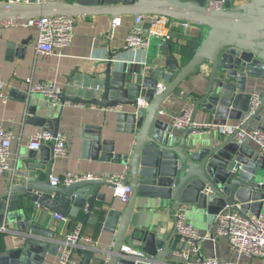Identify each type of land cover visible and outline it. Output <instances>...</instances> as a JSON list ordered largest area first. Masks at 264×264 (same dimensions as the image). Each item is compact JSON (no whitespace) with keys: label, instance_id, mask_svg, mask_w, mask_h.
Returning <instances> with one entry per match:
<instances>
[{"label":"water","instance_id":"water-1","mask_svg":"<svg viewBox=\"0 0 264 264\" xmlns=\"http://www.w3.org/2000/svg\"><path fill=\"white\" fill-rule=\"evenodd\" d=\"M217 1L216 5L208 0L0 2V25L58 14L74 18L107 12L114 18L164 15L208 28L198 50L184 65L169 54L168 42L162 41L167 62L163 67L156 63L149 74L140 64L126 63L125 69H120L115 53L109 56L106 68L90 80L80 76L71 82L69 78L70 86L60 95L61 101L114 109L115 131L134 136L132 150L117 152L115 137L85 134L86 141L98 146L105 159L127 167L129 201L123 209L113 207L114 202L101 192L104 185L112 186L105 179L53 185V143L44 144L39 155L23 153L13 178L6 180L0 190V226L14 223L22 244L1 251L0 264H45L49 255H58L59 236L56 230L41 225L34 204L86 222L97 201L102 202L97 216L105 218L104 228L116 234L115 242L107 249L85 245L75 248L77 264H146L123 252L124 245L143 250L155 260L151 264H170L168 257L177 250L172 246L176 230L164 241L154 228H132L139 196L172 201L175 213L193 205L214 215L226 208L256 216L264 213V154L251 145L249 138L239 139L237 132L219 133L217 139L205 142L196 137L200 133L193 126L201 110L213 114L215 125L244 119L241 127L247 129L256 120L264 130V95L256 111L250 113L253 93L248 90L249 86H264V0H251L239 6H233L231 0ZM204 64L210 67L208 85L193 106L189 124L178 135L174 125L160 116L162 112L172 113L164 103ZM24 98L27 101V94ZM142 100L147 104H142ZM37 109L31 105L30 114ZM41 110L42 116L31 119L56 136L60 131L59 118H48L47 107ZM81 209L88 211L84 220L77 217Z\"/></svg>","mask_w":264,"mask_h":264},{"label":"crops","instance_id":"crops-1","mask_svg":"<svg viewBox=\"0 0 264 264\" xmlns=\"http://www.w3.org/2000/svg\"><path fill=\"white\" fill-rule=\"evenodd\" d=\"M250 1L231 0L233 6H239ZM119 17L122 18V22L114 29L112 36H110V30L115 18L111 14L98 12L83 17H74L75 35L71 45L59 49L56 54L51 55H42L37 52V27L30 26L25 22L0 25V79L8 85L5 90L6 102L0 97V126L15 134L9 160L11 166L6 175L0 176V190L4 187L6 180L13 178L18 168L19 157L23 153L39 155L40 149H32L30 142L35 132L43 127L31 118L42 116V107H47L50 112L47 115L48 118H59V132L68 135L69 152L67 155L56 156L52 175H63L69 171L96 176L122 173L126 180L127 167L105 159L98 146L94 147L85 139V134L91 137L102 135V138L107 139L115 137L117 152H128L133 149L134 136L115 131L116 111L114 109L74 101H61L54 105L42 94L30 95L27 93L29 80H32V83L55 81L65 93L70 86L69 78H71V82L76 81L75 79L80 76L90 80L94 74L106 68L109 56L115 53L118 54L116 58L120 64V69L122 67L125 69L126 63H132L136 66L137 62L146 60L153 67L156 63L163 67L167 62V55L163 54L165 49L162 47V41L158 38L153 39L148 53L124 49L125 39L131 32L136 16L119 15L116 18ZM207 33V27L196 24L183 27L179 21H176L172 39L168 42L169 54L180 65L186 64L194 56L201 40ZM143 69L146 74L152 71V69L149 71L144 67ZM209 76L210 67L204 64L199 72L185 79L173 96L165 101L164 107H168L172 113L162 112L160 116L173 124L175 115L180 114L184 107L193 109L196 100L200 98L208 85ZM248 90L252 93L258 92L261 96L264 95V86L262 85L249 86ZM25 94H27V101L24 100ZM146 104L144 101V105ZM31 105L38 108L35 114L29 112ZM243 121L244 119L240 121L229 120L228 124H242ZM195 122L213 124L214 116L199 110ZM259 124V121L253 120L247 129H260ZM174 131L176 134L182 135L184 129L174 127ZM218 136L219 132L213 130L196 137H201L205 142H208L210 139H217ZM251 145L261 152L258 143L251 141ZM258 171L260 172V169ZM262 172L264 174V171ZM101 192L106 193L108 201L114 202L113 207L123 209L126 205L114 195L112 186L104 185ZM172 203V201L158 197L139 196L132 218V228L139 226L154 228L158 231L157 233L161 234L164 241H168L176 230V213L172 210ZM34 205L38 209L37 218H39L41 225L56 230L59 239L63 238L62 229V232L69 233L76 223L82 222L69 218L65 225L49 209ZM102 205V202L97 201L91 218L82 222L84 233L91 238V241L87 242L85 246L107 249L115 242L116 234L104 228L105 218L102 219L97 216L98 208ZM109 208L110 206L107 205V210ZM182 209L185 210L188 221L198 228L201 235H210L201 244L204 254L219 257L222 264H264L262 259L232 250L226 237L216 235L217 215L211 214L207 209L199 208L197 205ZM223 211L229 212V209L226 208ZM87 216L88 211L86 209L79 210L77 214V217L82 220L86 219ZM16 230L14 223L0 226V252L21 246L22 243L15 233ZM172 246L176 249L181 246L177 235L172 239ZM56 258V255H49L45 264H58ZM168 258L170 264H184L183 259L177 256L175 252L170 253ZM74 259L78 263L79 256L75 253Z\"/></svg>","mask_w":264,"mask_h":264},{"label":"built area","instance_id":"built-area-1","mask_svg":"<svg viewBox=\"0 0 264 264\" xmlns=\"http://www.w3.org/2000/svg\"><path fill=\"white\" fill-rule=\"evenodd\" d=\"M6 1L43 4L55 0H0V2ZM218 2L217 0H210L209 4L216 5ZM176 21H179L183 27H190L193 24L186 20H175L164 15L136 16L131 32L125 39L124 49L148 53L153 39L158 38L161 41L170 42ZM121 22V17L113 20L110 36L113 35L114 29ZM25 23L38 28L36 50L42 55L56 54L59 49L70 46L74 39L75 19L67 15L58 14L42 17ZM137 64L149 71L152 69V64L148 60L139 61ZM29 81L28 94H42L54 105L61 102L60 95L63 93V88L55 81L38 83H32V80ZM7 86V83L0 79V97L4 102L7 100L5 95ZM160 88L163 89L164 85H160ZM261 97L258 92L252 94L250 113L256 111ZM141 103L144 104V101L142 100ZM191 114L192 108L184 107L181 113L175 116L174 127L177 129L186 128L190 122ZM193 126L200 134L212 132L213 130L225 135L237 132L239 139L247 137L251 141L258 143L261 152L264 154V131L261 129L249 130L242 128L241 124L215 125L208 123L199 124L197 122H194ZM14 138L15 134L11 130L0 126V176L6 175L10 169L11 144ZM51 143L54 144L56 156L68 154V135L59 132L55 136L44 128L38 129L32 136L30 147L38 150L44 144ZM97 178L110 182L114 195L119 197L124 203L129 201L131 186L125 181V175L122 173L96 176L69 171L63 175H52L51 183L53 185H71L75 182ZM54 216L65 225L69 221L67 216L57 213H54ZM217 222L216 235L218 237H226L232 250L264 261V213L256 216L252 213L244 214L236 210L222 211L217 214ZM175 225L177 236L181 242V246L176 250L175 254L183 259L184 264H222L219 257L208 256L203 253L202 241L210 235H201L198 228L188 221L185 210L180 209L176 213ZM83 227V223L78 222L69 233L62 232L63 229L61 230L63 238L59 239V253L56 256L58 264H77L74 259L75 248L84 246L91 241V238L84 233ZM122 251L146 264L155 262L152 257H149L141 249H133L128 245H124Z\"/></svg>","mask_w":264,"mask_h":264}]
</instances>
